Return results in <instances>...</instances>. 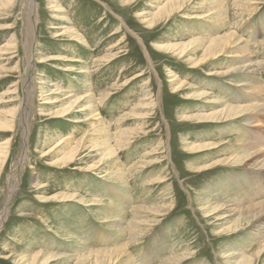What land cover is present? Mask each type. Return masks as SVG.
Masks as SVG:
<instances>
[{"label": "rangeland", "instance_id": "obj_1", "mask_svg": "<svg viewBox=\"0 0 264 264\" xmlns=\"http://www.w3.org/2000/svg\"><path fill=\"white\" fill-rule=\"evenodd\" d=\"M170 1L36 0L39 21L32 31L25 0L0 10V49L10 46L6 51L12 53L14 46L11 55H16L0 54V111L19 112L14 131L0 132V142L12 139L0 169V214L16 185L0 229V264H30L25 261L38 253L46 257L37 264H77L88 252L120 247L127 248L133 264H231L228 255L247 258L264 243V234L258 236L264 209L257 206L264 204V169L252 166L264 165V152L257 149L264 146V113L230 121L199 117L226 104H264V0H251L247 10H239L237 4L244 2L234 4L238 0H192L173 19L151 27ZM213 1L228 10L224 17L220 10L209 12ZM210 13L226 20L206 18ZM60 25L68 31L51 29ZM232 31L250 45L252 59L234 53L192 68L195 54L180 58L168 52L174 48L164 51L156 45L177 49ZM59 56L64 60H49ZM249 63L261 64L259 72L251 73ZM30 64L33 79L27 86ZM63 66L76 69L65 72ZM211 71L222 76H209ZM14 88L17 101L10 103L14 96L7 92ZM87 96L99 100V117L113 133H128V140H119L123 144L115 165L102 154L91 110L80 114L82 123L76 116L60 118L75 98ZM215 99L223 105L213 104ZM22 111L29 113L26 135ZM67 136L83 139L78 156L83 160L55 166L75 144L44 154ZM25 143L28 159L15 184L12 176ZM185 143L213 144L214 149L192 152ZM235 157L248 158L230 161ZM96 164L103 167L88 170ZM108 164L125 176L111 173ZM219 207L243 210L246 216L218 213ZM256 264H264V254Z\"/></svg>", "mask_w": 264, "mask_h": 264}, {"label": "bare ground", "instance_id": "obj_2", "mask_svg": "<svg viewBox=\"0 0 264 264\" xmlns=\"http://www.w3.org/2000/svg\"><path fill=\"white\" fill-rule=\"evenodd\" d=\"M122 1L126 2L125 5H131L132 3H134V0H122ZM191 1L192 0H171L170 3L168 5H166V6H169V8H166V11L164 12L163 15L162 14L159 15V16H162V17L160 19L153 18V20L150 21L149 25L151 27H155V26H158L163 20L173 19V17H175L181 10H184L185 9L184 8L185 5L187 3H189V2H191ZM240 1H242L244 3L243 4L238 3ZM245 2H248V3H245ZM17 3H18V0H0V10L5 9V7H11L12 9H14L15 6L18 5ZM236 3H238L237 6L239 7V10H247V8L249 7L250 4L253 5V2L251 0H238L234 4H236ZM256 3H258V2H256ZM25 4H26L25 6H26V8L28 10V20H29V25L28 26H29V29H31V31H32L34 29V27H36V25L38 24V21H39L38 20V3L36 2V0H25ZM54 7L55 6H52V4H50L48 8H54ZM208 8H209V12H213V11L220 10L221 11L220 12V16H222V17H224V13H223L224 11L223 10H227V9L223 8L220 5V3H217V2L214 3V1H213V5L212 6L211 5H208ZM254 10H256V9L253 8L251 10V12H253ZM56 12H58V14H62V12H64V11H63V9H57ZM227 12H228V10H227ZM211 15L212 14L210 13L207 17L206 16H204V17L210 18V19L215 20V21H221V22L224 21V20H226L225 18L224 19H220L217 16L216 17H214V16L212 17ZM201 18L202 17L200 16V19ZM211 22H213V21H211ZM214 24H216V23H214ZM51 29H54V30H57V29L64 30L63 32H61V34H64V33H66L68 31L67 26H64V25H62V26L61 25L60 26H52ZM118 33H119V30L115 34H118ZM71 36H73L74 38H77L78 37L75 34H71ZM79 39H81V38H79ZM156 45H157V48L158 49L164 50V51H168V50L174 48V50L168 51V52L170 54H172V55L175 54L174 56H179L180 55V58L181 57L184 58L185 56H187L189 54H195L196 55V58H193V59L190 60V62L193 64L192 68H195V66L196 67H199V66H203V65H211L212 63L219 61L223 56L232 57V54H234V53L236 54V56L242 54V55H244V56H246V57H248L250 59H252V57L254 56V55L252 56L251 53L247 54V51L250 50V45H248L247 42L242 41L240 38H238L237 35H236V32L234 33L233 31L232 32H228L225 35L220 36V37L215 38V39H210V40L209 39L208 40H205V39H201V40L198 39L197 40L196 39V40L192 41V43H189L188 45H182L180 47H177V49H176V47H171V46L165 45V44L164 45H158V44H156ZM8 47H10V46H6L5 49H0V54H2V55H11V54H14L15 47L14 46H11V48H9V49L13 50L12 53H10L9 51H6L8 49ZM178 50L180 51L179 54L176 53V52H174V51H178ZM15 57H16V55H11L10 59L11 58H15ZM62 58H64V57H60V56L59 57H50L49 60H51V61L52 60L53 61L64 60ZM28 60L31 63L32 58H31L30 55H29V59ZM256 64H258V63H256ZM256 64L255 63L254 64H252V63L250 64L249 63V66H248V69L249 70L252 69L251 70V73H253V74L258 73L259 72V69H260V65L261 64H259V65H256ZM62 68H63L62 70L65 71V72H74L75 69H76L75 67H69V66H63ZM234 71H237V70H233V71H229V72H224L223 73V76L226 73H228V75H231ZM238 71H241L242 72V70L240 68H239ZM246 72L248 73L249 71H246ZM208 75L209 76H222V75H219L217 72H213V71L209 72ZM141 76H143L142 73L141 74H138L134 79L139 78ZM225 76H227V75H225ZM2 78H3V76L1 75V71H0V79H2ZM32 79H33V69H32V65L30 64V67H29V78H28V81H27V86L30 85V82H32ZM175 80L177 81V79H172V81H175ZM39 83H41V82H39ZM178 88H176L175 90H178ZM250 89H251V91L253 90V92L255 91V92L259 93V94L262 91V90L261 91L258 90L257 88L256 89H253L252 87ZM16 93H17V88L16 89L14 88L12 90H8V92H7V94L8 95H11V96H14ZM201 97H206L205 99L211 98L210 97V94L209 93H205V92H201ZM15 98L16 97L14 96L13 99L10 100V101H8V102H10V103L11 102H16L17 99H15ZM74 100L75 101L72 103V105L69 106L67 109H65L63 116L60 117V118H63L64 119V118H72V117L76 116L75 117V121L77 123H82V122H85V121L83 120V117H80V114H84V112L91 110L92 111L91 114H93V116L91 118V119H93V125L92 126L95 129L96 134H98V137H99L98 138L99 139L98 142H99V146H100V149L102 151V154H104V157L106 159H108V161H111V163H114V165L117 164L116 163V158H117V155H118L119 151L122 150L121 148H122V144H123V142H120L119 140L120 139H123V138H125V140H128L127 139L128 138L127 137L128 136V133L125 132V131H117L118 129L115 130L117 132L113 133L110 130V127H108V125L105 124L103 122V120L99 117L100 113L97 112L98 111V106H99V100L95 101L92 96H87V97H84V98L83 97H80V98H77V99L75 98ZM84 101L86 102L85 104L82 103ZM212 103L213 104H216V105L222 104L217 99L213 100ZM86 104H87V106H86ZM141 104H144V103L141 102ZM256 105H258V104H256ZM223 106H224V109L221 110V111H218V112L215 111V113H213V114H210V115H207V114L206 115H201L199 117L203 118V120H206V122L213 121V120L214 121H217L219 119H222L224 121H230V120H234V119L244 118L245 116L251 115V114L255 115V114H258V113H264V104L261 105V106H255V105H253V106H248V105L233 106V105H230L229 106L227 104L226 105H223ZM135 110H137V109H135ZM18 113H19L18 110L17 109H13V108H11L9 110L0 111V132H2V133H8V132H13L14 131V128H15V122L14 121H15V118H17ZM22 113H23V118H22L23 122L22 123L24 124L25 132H26L25 135H26L29 132L28 131V116H29V113L27 111H24V112L22 111ZM9 117H11V119H9ZM87 120H89V119H87ZM144 120H146V119H144ZM91 122H92V120H91ZM250 126H251V124H250ZM255 126H258V125H255ZM143 130H144V128H143ZM2 135H4V134H2ZM11 140H12L11 138H8L7 140L0 142V169L8 161V158H9V150L11 149ZM113 140L118 141V144L114 146L112 144V142H111ZM82 142H83V139L80 140V141H76L75 142V141H73L71 139V136H67V138L64 137L63 139H60V141L53 147V149L51 151H49V153L44 154V157L49 156L51 152H54L55 150H58L61 146H63V147H69V146H71V144H75L74 146H72V149L64 155L65 157L61 161L60 164L59 163H57V164L53 163V165H55V166L69 167L71 165L77 164L78 161L83 160L82 159L83 156L80 159H78V156H80V152L82 150V148L80 149V146H81V143ZM87 143H88V141H87ZM187 144L185 143V145L188 147L187 150L189 149L192 152L197 151V150L199 151L202 148H204V149L207 148L206 150H213L214 149V148H211L213 144L212 145H206L205 147H202V146H199V147H197V146H188ZM215 145H218V144H215ZM260 146H261V144H260ZM27 147H28V145H26V143H25L24 149H23V151L21 152V154L18 157L16 169H14L15 172H14V174L12 176V179L16 180V181H14L15 184H17V180L19 178L18 175H19L20 169H22V166L26 163V161L28 159V149L29 148H27ZM126 147H128V146H126ZM253 148L256 149V146L255 147L253 146ZM257 149H259L262 153L264 152V146L263 147L261 146L260 148L257 147ZM98 152H99V150H98ZM253 153H254V151H253ZM252 154H250L249 156H251ZM248 157H239V158H236L235 157V158L230 159V161L233 160V161H235V163H242V162L244 163V161ZM108 165H109V167L112 170L111 173H113V174L118 173L120 177L125 176L124 175L125 173H123L122 170L119 169L116 172L114 169H112L113 168V164H108ZM144 165H145V163H144ZM252 166H255L256 168H260L261 170L264 169V165L261 166L260 164H253ZM102 167L99 166V164H96V165H93V166L88 167L89 168L88 170H96V169L100 170V168H102ZM106 171H107V169H106ZM101 172H102V170H101ZM13 187L14 188L10 190V195L8 197V202H7L6 206H5V209L0 214V229L2 228V225L4 224V222L6 221L7 216H8V213H9V207H10L9 204H10V200H11L12 194H13V192L16 189V185L13 186ZM59 198H66V197H64V196H62V197H54V198H52V200L53 201L56 200V199L58 200ZM257 206H260V208L258 207L259 210L264 209V204H259V205L257 204ZM217 210H218V213L219 212L229 213L230 216H233V215L234 216H236V215L246 216V212L243 211V210H228V209H226L224 207H221V208L219 207V208H217ZM136 212L138 213V211H136ZM207 212H210V211H207ZM162 213H160V214H162ZM135 217H136V215H135ZM152 219H154V218H152ZM154 220H156V218ZM142 223H144V222H142ZM135 224L133 223V227H134ZM147 225H149V224H147ZM141 229L139 228V230H141ZM131 232H133V231H131ZM138 233H141V232H138ZM261 233L264 234V229L263 230H260L259 235H258V233H256V235L260 236ZM138 238H139V236H138ZM263 254H264V243L260 246V248L257 251V253L255 255L250 256V257L243 258V259H239V260L237 258H235L234 256L228 255V254H227L228 256L227 257L225 256V257L228 258L227 263H231V264L232 263L233 264H256L257 263V260H260L261 257L263 256ZM40 257H43L44 258L46 256L45 255H41V254L38 253L36 256L32 257L31 261H29V259H28V260L25 261V263L37 264V261H38V259ZM49 258H53V257L52 256L51 257H48L47 260H45L44 262H47L49 260ZM78 259H79L78 260L79 262L77 264H88V263H92L91 261H93V264L94 263L95 264H133V262L128 258L127 248H125V247L124 248H121L120 247V249L118 248V249L109 250V251H92V252H88L86 255H84L83 257H80ZM172 259H173V257H172Z\"/></svg>", "mask_w": 264, "mask_h": 264}]
</instances>
